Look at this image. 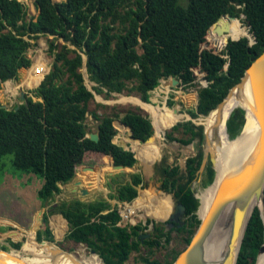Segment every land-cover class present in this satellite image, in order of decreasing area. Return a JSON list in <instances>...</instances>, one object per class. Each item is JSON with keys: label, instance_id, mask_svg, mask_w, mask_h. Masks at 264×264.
Wrapping results in <instances>:
<instances>
[{"label": "trees", "instance_id": "trees-1", "mask_svg": "<svg viewBox=\"0 0 264 264\" xmlns=\"http://www.w3.org/2000/svg\"><path fill=\"white\" fill-rule=\"evenodd\" d=\"M33 3L37 13L26 19L22 1L0 0V89L4 81L17 78L19 69L30 66L27 51L39 37L47 38V52L53 57L48 72L42 79L38 74L35 86L41 79L40 83L24 93L17 109H14L17 104L10 110L0 107V170L2 157L11 155L14 170L31 172L43 179L39 196L46 202L59 192V184L74 177L87 154L99 157L97 161L103 164L92 172H84L97 174L99 178L95 179H100L102 171L111 165H134V153L113 142L120 122L130 127L133 138L142 142L153 134L148 116L134 110H127L122 116L89 113L93 92L105 98L112 93L135 92L149 103L150 91L160 79L174 76L180 86L189 87L196 83L198 72L203 84L197 89L195 107L187 112L193 118L206 116L264 49V0H33ZM223 14L235 18L219 22L221 34L210 31L212 23ZM241 15L249 25L247 31L237 19ZM247 33L250 38L242 36ZM84 60L91 89L80 70ZM10 85L7 81L5 90L12 89ZM155 105L157 113H167L165 109L158 111ZM87 113L97 121L98 141L86 137ZM175 121L162 125V130ZM243 123L244 110L237 107L226 121L229 137L233 138ZM175 132L181 136L177 137ZM165 137L182 145L195 140L199 147L204 142V130L202 125L185 120L172 125ZM132 140V147L138 152L157 147L152 141L141 144ZM136 157L139 159L137 153ZM202 159L203 152L198 148L195 155L186 158L183 170L176 164L160 163L156 167L159 189L172 192L176 202L185 207L183 222L172 226L184 232L186 244L200 222L195 214L199 202L191 186L198 177ZM204 171L206 186L214 177L209 161ZM139 185L143 198L146 193L157 194L155 189L145 187L139 173L133 172L128 181L116 184L115 193L110 196L130 202L138 196ZM156 196L159 205L168 197ZM51 214H60L66 220L64 239L84 244L99 256L87 252L82 258L85 264H126L130 253H138L141 246L149 251L159 245L161 236L167 242L173 230L164 226L170 221L154 222V235L141 241L139 234H144L141 231L144 226L122 224L116 206L110 209L102 198L91 201L72 198L48 206L42 214L43 225L36 233L37 241H53L47 222ZM167 216L163 215V219ZM58 223L65 225L61 218ZM10 229L17 233L12 236L8 232L6 239L17 250L8 252L6 246H1L5 255L22 257L39 243L35 240L36 230L33 234L25 231L24 235L14 226ZM263 241L262 220L254 208L236 264H254ZM177 255L178 252L162 262L144 255L140 256V262L172 264Z\"/></svg>", "mask_w": 264, "mask_h": 264}, {"label": "rangeland", "instance_id": "rangeland-1", "mask_svg": "<svg viewBox=\"0 0 264 264\" xmlns=\"http://www.w3.org/2000/svg\"><path fill=\"white\" fill-rule=\"evenodd\" d=\"M20 1L23 2L26 8V19L34 17L37 12L35 10L33 0ZM237 19L240 21L242 27H244L247 31V27L243 22V16L241 15ZM59 43H62V41L59 40ZM27 55L31 59L30 66L26 68H21L22 70L18 72L16 79H8L4 83H2L0 89V99L1 95L7 94L6 98L9 97L12 100H15L20 90L26 91L35 88V81L37 77L41 76L42 74L39 73L40 75L38 76L37 74V77H35V73L37 72L35 69H31L32 64L38 60L46 66L47 70H49L50 65L53 61V57L47 52V38L43 36L39 37L34 43V45H32L28 49ZM27 69L30 71V73L27 72V74H25ZM80 70L83 73L84 82L87 88L91 89L92 83L88 80L87 74L83 66ZM195 73L197 76L196 83L189 87H182L179 84L175 87L164 86L162 81L166 80V78H163L160 80L159 84L152 91H150L149 103L156 104L155 106L158 111L164 112V109L166 110V112H172L173 110L176 111V115L171 120L166 119L163 120L164 122L161 121L158 124L154 122L153 117L149 113L141 109L138 105H134L130 102L122 100V96L139 98V96L135 92H131L129 94L112 93L111 96H109L108 98H105L103 94L93 93V99L90 100L88 103L89 113L94 111L98 114V116L112 114H118L119 116H122L125 111L134 110L143 115L148 116L152 123V128L154 132V140L152 142L157 147L153 151L142 150L141 152H138L137 150L133 149L131 144L133 140L130 138L127 127L123 128L119 124L117 125L118 130L113 138V142L118 145H121L125 149L127 148L128 150L132 151L136 159V162L134 163L133 167H126V171L124 173L116 172L115 174L108 176L106 174V171H102L103 173L100 179H95L99 178L96 177L97 174L90 172H92L94 168L96 169L102 166V164L97 161L99 157H94L90 154H87L85 161L76 168V173L74 177L69 182L64 183V185L59 184V192L54 193L53 197L48 202H46L39 196V190L42 188L43 179L39 175L31 172L14 170L11 165V155H4L1 160L2 168L0 170V247L6 246V251L8 252L10 251V248H12L9 242L7 241L8 239L5 238V235L8 232L12 236L16 235V230L10 229L11 226L17 228L18 231H22L24 235H26V232L33 234L36 230V240V233L39 229H41L43 225V222L41 221L42 214L47 210L48 206L55 203H59L62 200H68L72 198H77L82 201L102 198L107 202L109 207L113 208L114 206H116L119 209V213L121 212L122 215H127L128 219L133 224H141V226H144L142 228L146 229H144L143 232L148 231L149 224L152 221H167L168 216L163 219V215L170 214L172 206H174L176 200L173 197L172 192L169 193L159 190L160 175L156 171V167L160 163L176 164L180 167L181 170H183L185 168V160L187 157L195 155L197 153L198 148H200L202 152H204L205 149V141L198 147L196 145L195 140L187 145H182L181 143L176 141H169L165 137V133L170 130L172 125L185 120H192L195 124L202 125L203 130H205V120L209 114L206 116H197L193 118L187 112L188 110H191L195 107L197 100V89L203 84V80H201V75L198 72ZM24 78H26L27 80V84L25 85V81L22 82ZM7 81L11 84L10 88L12 87V89L10 90H5V85ZM160 88H167L168 91H160ZM5 102V98H2V100H0V104H5ZM89 113H87L85 121L87 125V131L88 133H95L97 121L94 120ZM171 121L175 122L172 125L167 126L164 130H162L161 126L166 125V123ZM241 130L242 127L239 129L236 135H238ZM174 134L177 135V137L181 136L180 133L177 134L175 132ZM139 143L142 144V142ZM136 153L139 155V159L136 157ZM210 153L211 152L209 151L207 153V156H210ZM145 163H147V165ZM204 169L205 167H202L201 170L198 171V177L192 183L191 187L194 190V195L204 192L205 189H207L208 186L211 184L210 183L206 186L204 185V180L206 178ZM88 171H90L89 175L84 174V172ZM133 172H137L142 176L145 187L156 190L157 194L155 195H168L165 203L159 205V202H157L158 205L156 203L155 208L149 209L147 211H144V209H139L130 214L128 213L127 204H131L134 201L138 200L142 201V199L148 200L151 197H154L151 195L154 193H146V196L144 198L139 197V194L128 203L119 201L115 197L110 196L111 194L113 195L115 193L114 189L116 184L119 182L128 181L130 179V173ZM75 181H78V183L76 185H73V182ZM71 187H74L75 190H72ZM82 188L85 189L87 192L84 196L80 193V189ZM158 206L160 208V213L158 211ZM60 218L64 220V226L58 223V221H60ZM123 221L129 224L127 218H123ZM47 222L50 232L53 236V241H47L43 239L41 240V242L36 240L37 242H39L36 248L39 246L50 245L51 248L57 247L61 251L75 254L79 259L83 257L85 252L91 253L90 250L86 247V245L81 243H75L68 239H64V235L66 234L68 228L65 219L60 214L49 215ZM164 226L166 227V229H171L173 227L169 224H166ZM196 228L197 226L194 228V232ZM184 236V232H182L181 230L177 231L175 230V227H173V230L170 232L169 240L167 242L164 240V236H161L159 245L154 246L149 251L148 247L141 246L138 253H130L126 264H141L140 256L144 255H150L151 258L157 259L161 262L164 259H168L171 255L175 254L176 252H178L179 255L187 246V244L183 240Z\"/></svg>", "mask_w": 264, "mask_h": 264}, {"label": "water", "instance_id": "water-1", "mask_svg": "<svg viewBox=\"0 0 264 264\" xmlns=\"http://www.w3.org/2000/svg\"><path fill=\"white\" fill-rule=\"evenodd\" d=\"M224 18L231 19L234 17L228 14L221 15L214 23H212L210 27V31H215L218 34H221L223 29L222 27L219 26V22ZM245 26L248 28L249 27L248 23H246ZM248 35L249 34L247 33L242 36L249 37ZM238 38L235 39L230 38V39L236 40ZM227 40L228 39L225 40L224 45L226 44ZM83 68L85 69V60L83 62ZM39 83L40 81L38 82V84ZM162 83L164 86L175 87L179 84V80L174 76H170L166 78V80H163ZM242 84H247L248 86L249 94H250L249 102L251 105L250 112L253 118L259 124L260 137L258 138L254 146V149L251 155L249 156V158L246 160V162L243 161L240 165L236 167L234 171L227 173V175L221 179L220 183L218 184L215 196L212 200L211 207L208 211L206 218L204 219V221L199 222L189 243L187 244L185 249L176 257V259L172 264H202L203 263V244L205 242L206 236L210 231L219 212L224 208V206L228 204L232 205V209L229 216V231L226 241V247L220 259L219 264H236L237 257L239 254V249L243 240V236L254 208L258 210L259 216L262 220L263 240H264V49L257 57L253 59V61L249 64V66L244 70V73L241 76L239 82L233 85L229 89L226 96H228V94L233 89H236V92L242 90L243 87ZM24 93H25L24 90H20L18 92V99L24 100ZM237 94L240 93L238 92ZM225 97L222 99V101L225 99ZM19 104L20 103H18L14 109H17ZM0 107L6 108L8 110L11 109V106H8L7 104H0ZM240 108L244 110V119H245L246 110L241 106ZM119 124L121 126H124L122 122H120ZM127 129L129 131V135L131 139L142 142L141 140L135 139L131 136L132 133L130 127H127ZM86 137H88L90 140L98 141L99 135L97 132L95 133L89 132L86 134ZM153 140H154V132L142 143L150 142ZM204 141H205V149L203 152V159L199 170H201L202 167H205L206 162L208 160L210 162L211 167L214 170V178H215L214 158L211 153L210 156H207V153L209 151L207 149V138H206L205 130H204ZM126 150L128 149L126 148ZM111 168H112L111 171L107 172L108 175H112L114 174V172L124 173L126 171V167L120 164L111 165ZM77 183L78 181L76 182V184ZM170 189L171 187H169V190ZM139 191L140 188L137 187V192H138L137 195H139ZM80 193L81 195L84 196L87 192L85 189H80ZM195 197L198 199L199 202V198L197 194H195ZM254 199L262 201L263 210H261L259 207H255V206L251 207V201ZM197 210L198 207L195 211L196 217L198 218ZM184 212H185V207L181 203L176 202L174 206H172L170 214L168 215V220L170 222L179 220L184 216ZM154 222L155 221H152L149 224V233L145 235L139 234L141 241L143 240V236H150L151 234H153ZM263 244L264 241L260 246V248L258 249L256 258L260 253V251L263 249L264 247ZM10 249L16 250L14 248H10ZM90 252L96 254L94 250H90Z\"/></svg>", "mask_w": 264, "mask_h": 264}, {"label": "bare ground", "instance_id": "bare-ground-1", "mask_svg": "<svg viewBox=\"0 0 264 264\" xmlns=\"http://www.w3.org/2000/svg\"><path fill=\"white\" fill-rule=\"evenodd\" d=\"M42 66L44 67V64L37 60L33 63L31 69H35L37 71V69ZM27 72L30 73L28 69L26 70L25 74H27ZM35 74V77H37V74L39 73ZM24 81V85L27 84L26 78L22 80V82ZM242 86V90L240 91L236 92V89L231 90L228 96H226L225 99L209 113L205 120L207 149L211 152L214 158L215 178L213 177L214 181L212 180L213 182H211V184L207 189H205L204 192L197 194L199 198L197 216L200 222L204 221L208 214L212 200L215 196L218 184L220 183L221 179L225 177L227 173L234 171L236 167L243 161L246 162V160L251 155L258 138L260 137L259 124L253 118L250 112L251 105L249 102L250 94L248 86L247 84H242ZM238 92L240 94H237ZM122 100L130 102L134 105H138L141 109H143L153 117V120L156 124L166 119L171 120L176 115V111H174L173 109L172 112L169 111L165 114L157 113L153 104L145 103L138 97L122 96ZM240 106L245 108L246 110L245 121L239 134L231 138L227 133L226 119L235 108ZM139 194L140 197H142L141 194H143V192L140 190ZM151 195L154 197H151L148 200L142 199V201L138 200L134 201L131 204H127L128 213L131 214L139 209H144V211H147L149 209L155 208L158 199L155 194ZM254 206L259 207L261 210H263L261 200H252L251 207ZM231 209L232 205L230 204L224 206V208L219 212L217 218L215 219L210 231L208 232L203 244L202 264L220 263V259L226 247ZM0 264L85 263L82 262V258L79 259L75 254L61 251L57 247L51 248L50 245H48L39 246L37 248L35 247V249L27 252L26 255L22 257H12L10 255L3 254V252L0 251ZM255 264H264V251L257 256Z\"/></svg>", "mask_w": 264, "mask_h": 264}, {"label": "crops", "instance_id": "crops-1", "mask_svg": "<svg viewBox=\"0 0 264 264\" xmlns=\"http://www.w3.org/2000/svg\"><path fill=\"white\" fill-rule=\"evenodd\" d=\"M20 70H22V69H19V71H20ZM19 71H18V72H19ZM40 81H41V79H40ZM26 91H27V90H26ZM26 91H25V92H26ZM6 97H7V94H3V95H1V99H0V100H2V98H5V100H6L5 104H7L8 106H11V107L13 106L12 104H15V103L18 104V103H21V101H23V100L18 99V94H17V98H16L15 100H14V99L12 100L11 98H9V97L6 98ZM18 100H19V101H18ZM1 104H2V103H1ZM124 127H125V126H124ZM123 148H124V147H123ZM102 165H103V164H102ZM110 169H112V168H110ZM110 169L106 170V174H107V175H108L107 172H108V171H111ZM102 173H103V172H102ZM115 173H116V172H114V174H115ZM88 175H89V174H88ZM108 176H110V175H108ZM76 182H77V181L73 182V185H76ZM63 185H64V183H63ZM85 185H86V184H85ZM137 187H140V186H137ZM59 188H60V187H59ZM71 189H72V190H75L74 187H71ZM82 189H83V188H82ZM159 190H160V189H159ZM137 193H138V192H137ZM144 195H145V194H144ZM139 197H140V196H139ZM83 201H84V200H83ZM88 201H91V200H88ZM126 203H128V202H126ZM110 209H111V207H110ZM103 212H106V210L103 211ZM65 221H66V220H65ZM120 222H121L122 224H124V225H130V224H131V225H134L133 223H129V222H128L129 224H127V222H124L122 219L120 220ZM67 228H68V227H67ZM144 229H146V228H142L141 231L143 232ZM148 230H149V227H148ZM143 233H146V231H144ZM140 234H141V233H140ZM8 235H9V234H8ZM6 236H7V233H6V235H5V238H6ZM146 238H148V237H147V236H143V240L146 239ZM143 240H142V241H143ZM71 241H72V240H71Z\"/></svg>", "mask_w": 264, "mask_h": 264}, {"label": "built area", "instance_id": "built-area-1", "mask_svg": "<svg viewBox=\"0 0 264 264\" xmlns=\"http://www.w3.org/2000/svg\"><path fill=\"white\" fill-rule=\"evenodd\" d=\"M29 57V56H28ZM30 58V57H29ZM33 65V64H32ZM37 73H41L42 74V77H44V75L48 72V70L46 69V66L44 65V67L42 66V67H39L38 69H37V71H36ZM41 77V78H42ZM119 215H120V217H121V219L123 220V218H127V220H128V222L129 223H132L129 219H128V217H127V215H122L121 214V212L119 213Z\"/></svg>", "mask_w": 264, "mask_h": 264}, {"label": "flooded vegetation", "instance_id": "flooded-vegetation-1", "mask_svg": "<svg viewBox=\"0 0 264 264\" xmlns=\"http://www.w3.org/2000/svg\"><path fill=\"white\" fill-rule=\"evenodd\" d=\"M158 211H159V213H160V208H159V206H158ZM183 220H184V216L181 218V219H179V220H176V221H174V222H169V224L170 225H173L174 223H177V222H183ZM166 221V220H165ZM167 221H169V220H167ZM147 233H149V230L146 232V233H144V235L145 234H147ZM152 235H154V232H153V234H151L150 236H152ZM150 236H147V237H150ZM87 252H85V254H86ZM84 254V255H85ZM84 255H83V257H84ZM82 257V258H83Z\"/></svg>", "mask_w": 264, "mask_h": 264}, {"label": "clouds", "instance_id": "clouds-1", "mask_svg": "<svg viewBox=\"0 0 264 264\" xmlns=\"http://www.w3.org/2000/svg\"><path fill=\"white\" fill-rule=\"evenodd\" d=\"M161 80V79H160Z\"/></svg>", "mask_w": 264, "mask_h": 264}]
</instances>
